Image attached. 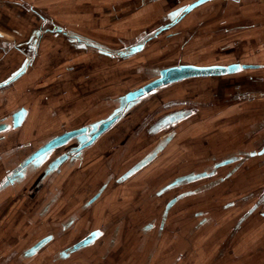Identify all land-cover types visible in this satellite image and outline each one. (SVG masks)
Masks as SVG:
<instances>
[{"label": "rangeland", "instance_id": "1", "mask_svg": "<svg viewBox=\"0 0 264 264\" xmlns=\"http://www.w3.org/2000/svg\"><path fill=\"white\" fill-rule=\"evenodd\" d=\"M8 1L0 0V46L10 51L4 54L0 47V81H4L23 63L25 55L22 52L32 55L35 45L33 42L27 44V39L33 32L53 30L52 21L64 30L62 33H46L28 76L0 90V123L4 118L10 121L11 113L22 104L29 103L28 100L33 105L38 102L40 112L46 109L42 104L47 96L52 103L51 109L46 112L47 124L30 147H21L23 140L20 134L10 138L7 134H0V139L2 135L5 137L0 140V153L12 150V142L16 148L7 169L14 168L28 152L51 136L105 117L117 104L119 96L153 80L156 69L189 63L264 64V0H241L237 3L213 0L204 3L180 23L146 44L142 52L128 58H120L116 54L141 40L139 36L167 23L169 12L195 0ZM26 2L36 8L30 10ZM34 11L48 22L42 23ZM70 31L82 36L83 41L86 37L99 43L115 57L100 54L97 48L85 47L82 42L70 41L65 36ZM243 70L227 76L188 79L143 99L126 118L104 134L95 147L90 151L87 149L86 153L90 155L95 152L94 161L97 162L94 163H99L96 170L88 162L72 176H67V171L62 174L59 182L66 183L68 187L65 186L58 194L60 200L53 208L58 206L63 213L59 211L57 216L50 214L52 218L45 219L46 224L42 226L65 222L72 211H78V205L82 206L103 182L108 181L110 184L102 197L104 203L101 200L99 205H102L96 209H103L106 205V210L111 213L109 225L113 228L122 217L129 222V227L137 228L161 217L164 205L171 197L183 191H192L194 185L189 183L169 189L160 197H152L148 205L146 202L143 205L139 203L142 197H150L151 193L179 176L202 172L228 153L262 146L264 67ZM55 80L59 83L56 91ZM26 82L33 85L31 90L26 91ZM28 92L35 95L29 96ZM168 103L173 105L168 107ZM179 108L190 110L191 115L170 126V132L174 131L175 136L168 146L138 176L116 183L115 177L144 158L167 134L164 132L169 128L151 134L149 131L153 124ZM139 128L141 136H138ZM62 151L63 148L55 151L54 155ZM263 159L264 156L256 157L239 166L229 180L235 189L225 186L226 182L212 188L202 200L195 194L179 201L173 214L185 212L191 218L192 213L205 210L209 213V223L206 228L193 230L200 219L192 217L190 223L185 224L188 229L177 231L174 236L178 235V239H173L167 222L165 231L161 230L164 232L162 236L156 234L160 248L157 251L158 263L167 264L170 254L167 247L172 241L184 243L188 236L195 245L190 249L194 255L181 264H264ZM1 165L0 177L7 170L4 164ZM233 167L220 168L216 170V175L208 178H225ZM26 188V185H20L0 199V264H9L12 259H17V253L13 254L14 257L8 256L13 251L12 246L15 248L9 244L10 232L26 230L27 216L23 218L24 214L31 215L32 209L39 206L40 200L30 207ZM117 189H125L128 193L126 198L117 204H106L107 194L117 192ZM72 196L79 202L68 211L64 201ZM259 201L262 203L259 204ZM230 203L234 205L230 206ZM253 205L258 207L237 229L241 216ZM106 215L104 213L103 217ZM168 218L170 221V216ZM94 226H90L85 235ZM27 237V233L16 235L17 246L27 241L23 240ZM40 256L32 263L41 264ZM18 260H15L16 263Z\"/></svg>", "mask_w": 264, "mask_h": 264}, {"label": "crops", "instance_id": "2", "mask_svg": "<svg viewBox=\"0 0 264 264\" xmlns=\"http://www.w3.org/2000/svg\"><path fill=\"white\" fill-rule=\"evenodd\" d=\"M192 2L193 1H191L189 3H192ZM21 3L25 4L23 2H21ZM29 5L30 4L27 3L26 7H29L30 10H34L36 8V6L34 4H31V6H29ZM34 12H36V14L39 17H41L40 13H38L37 11H34ZM50 23L53 25V30H49V31L48 30H42V29L39 30V31H41V35L38 39V43L36 44V46L33 49L32 55L29 56V55L25 54L24 52H22L23 55H25L24 60H27L28 64L26 65V68H24V72L22 73L21 77H19L16 81H12V82L15 83V82L19 81L20 79H23V78L28 76V71L30 70L32 65L35 63V61L38 57L39 47H40L41 41L44 38V35L46 33H48V32H50V34L62 33V31H58L60 29H63V27L61 25H57L54 21H52ZM74 35H77L78 37H80L79 39H81V40L79 41L77 38H75ZM65 36L68 37V39L72 42H73V40H75L74 42H76L77 44H79V43L81 44V42H82L85 47L93 46V47L97 48L99 50L100 54H103V55L108 56L110 58L115 57V56H113V54L110 51L106 50L99 43L93 42L92 40L87 39L86 37H83L84 38V41H83V39L81 38L82 36L72 32V31H70L69 33L66 32ZM32 37H33V35L29 36V39H27L28 40L27 44H29V42H33ZM142 37L143 36H141V37L139 36L140 39ZM141 41L142 40H139L137 43L132 44L129 47L126 46V48H123L122 50L118 51L116 55L120 58L121 57L128 58L131 56H135L136 54H139L143 50L139 51V52L132 53V54H130L131 53L130 51H131V47L135 46L136 44H139ZM0 47L3 48L2 50L4 51V54H7L8 52H10L7 50L5 51L4 47H2V46H0ZM236 63H240V62H236ZM189 64H192V63H189ZM231 64H234V63H231ZM240 64H245V63H240ZM247 64L261 65L262 66L261 68L264 67L263 63H258V64L247 63ZM192 65H196V66H211L212 65V66H214V65H220V64H211V65L192 64ZM228 65H230V64H228ZM19 67L17 68V70L19 69ZM246 70H250V69H246ZM251 70H255V69H251ZM235 74H237V73H235ZM29 76H30L29 81L31 82V75H29ZM32 76H33V78L35 77V75H32ZM224 76H227V75H224ZM52 81H54V80H52ZM12 82H10V83H12ZM60 82H62V81H60ZM27 84H30V85H27ZM47 84H50V83H47ZM58 84L59 83L56 82V80H55V83H54L55 91L57 89L56 87ZM32 86L33 85L31 83H27V82L24 85L26 91L31 90ZM128 92L129 91L125 92L122 96H124ZM27 94L29 96L35 95L32 92H28ZM28 95H26V96H28ZM122 96H119V97H122ZM50 99L52 100V97ZM28 102L29 103L22 104V106L18 107L13 113H11L10 121L7 122L6 119L4 118L3 122L0 123V124H6L8 126V128L6 130L1 131L0 134H3V133L7 134V135H9V138H10V136L12 137V135L20 134L21 135L20 137L23 140V142H21L22 143L21 147H23V148H26L28 146L30 147V145H32V141L36 140L40 136L41 131L45 127V124H47L46 121H47L48 117H47L46 112L48 111V109H51L50 107H52V103H49V97L48 96L45 99V102L42 104V106H44L46 108L44 112H43V110H42V112L39 111L38 102H35L34 105L30 104L31 101L28 100ZM116 107H117V104L110 110L109 114H107V117L96 119L92 123H95V122H98L102 119L108 118L113 113V111ZM122 120L123 119L118 121V123H120ZM79 128H82V126L75 128V129H79ZM72 130H74V129H72ZM138 134H139L138 136H141L140 131L138 132ZM3 135L1 136L2 137L1 139L5 138V137H3ZM57 135H59V134H57ZM53 136H56V135H53ZM53 136H51V137H53ZM9 138H7V139H9ZM97 143H95V145L93 147H95ZM43 144H44V142L41 145L37 146L36 149L28 152L27 155L24 158H22L14 168H10V169H7V167L9 168L8 163H10L11 158H13L12 155L15 154V151H16L15 146H13V142H12V145H10L12 150L9 149L6 152L0 153V165H1V163L4 164L6 166L5 168L7 169L6 172L3 173V175L0 177V199L7 194L6 192H8V193L10 191L12 192L15 188H18V186L24 184L27 186L26 189L28 191V199H29L28 202H29L30 207L32 206V204H33V206L35 203L37 204V201L40 200L38 202L39 206L37 208L35 206L32 209L31 215L24 214L23 218H26V216H27V218L25 220V225H24V226H27L26 230H24V231L13 230L12 232H10L11 237H10L9 244L14 245L15 248L13 249V246H12L11 250H13V251L10 252L8 256L14 257L15 255H13V254L17 253L18 256H17V259H15V260L19 259L18 260L19 262L16 263V261L14 259H12L11 262L9 261L10 263L8 262L9 264H33L34 260H36V258L39 257V255H41L40 256L41 260H42L41 264H54L53 262H51V259L54 256H56L60 252V250L63 249L64 247L69 246L72 243H76V242L84 239L83 237H85V232L87 231V229L90 226L95 225L94 226V230H95L94 232H96V229H99V227H102L103 225H109V221L111 220V213L108 210H106V205H105V208H103V209H101V208H100V210L96 209L104 203V198H102V197H104L103 194H104L106 188L110 184V182L106 181L105 183L104 182L102 183V185L99 187V189H97V191H95V193L87 201H84L82 206L79 207V205H78V207H77V208H79L78 211L76 213H75V211L74 212L72 211L70 213V216L67 217V220H65V222L63 221V222L59 223L58 225H45V227L42 226V225L46 224L44 222L45 219H47L48 217L52 218V215L57 216L59 214L58 212L60 210H58V206L55 208H53V207L56 204L58 205V202L60 200L59 199L60 196L58 194H60L63 191L65 186L68 187V185H66V183L62 184L59 182V180L62 178L61 177L62 174H64V172L67 171L66 175L68 176V174H69L70 176H72L76 170H78V169L80 170L85 165V163L87 164L88 162H90L91 165L94 166V167H92V169L96 170L97 164H99V163H94V162H97V161H94L96 159V155L94 154L95 153L94 152L91 155L89 153H86L83 158H79V157H76L73 155H67L66 157L65 156L60 157V155H59L60 153H58L57 155L52 154L40 166H38L37 164H34L33 162H30L24 166L25 162L28 159H30V157L40 147H42ZM6 146H8V145H6ZM70 148H72V147H70ZM92 148H89V151ZM87 149H84L85 152H87ZM1 154H4V155L7 154V155L4 157V156H1ZM91 160H93V161H91ZM152 162L150 164H148L145 168L150 166L152 164ZM137 163H135L134 165H136ZM0 167H3V166L1 165ZM145 168L136 172L135 174L130 176L127 180H123V178L119 180L118 177H115L114 179L117 181L116 183H118V184L124 183L126 181H129L132 177L138 176V174H140ZM21 174H22V176H21ZM67 182H68V180H67ZM107 195H109V196H108V199L106 198V201H105L106 204L107 203L109 204L111 202H114L115 204H117L119 200L126 198L128 193L125 191V189H117V192L113 191L112 193H108ZM101 200H103L102 204L99 205ZM78 202H79V199L74 198V196H72V198H69V199L64 201V203H65L64 205L67 206V210L69 211L71 208L76 207L75 205H77ZM64 205H61V206H64ZM60 212H62V211H60ZM104 213H106L107 215L103 217ZM109 213H110V215H109ZM50 214H52V215H50ZM15 217H16V215H14V217H12L13 220ZM103 218H106V219H103ZM136 230H137V228L134 227L129 232H125L126 233V235H125L126 239L124 241H125V246L127 249L131 248L130 250H132L136 245L135 240H134V235L136 233H138ZM21 232L27 233V235H28L27 239H25V238L23 239V240H27V241H25L26 243L24 242L20 246L19 245L17 246V242L15 240V237H16V235L24 234ZM7 237H9V236H7ZM135 262L136 261H134L133 264H135ZM212 262H214V261H212ZM77 263L86 264V261L78 260Z\"/></svg>", "mask_w": 264, "mask_h": 264}, {"label": "flooded vegetation", "instance_id": "3", "mask_svg": "<svg viewBox=\"0 0 264 264\" xmlns=\"http://www.w3.org/2000/svg\"><path fill=\"white\" fill-rule=\"evenodd\" d=\"M195 1H197V0H195ZM195 1H193L192 3H194ZM211 1H213V0H211ZM231 1H233L234 3H237V2H240L241 0H231ZM192 3H187L186 5L179 6V7L175 8L174 10H172L171 12H169L168 17L166 18V19H169V21L167 23L160 25L158 28L154 29L150 33H147L145 35L143 34L142 35L143 37L141 38L142 41L139 44H136L135 46L131 47V49L132 48H138V47L142 46L140 49H138L137 52L144 50L146 47V44H148L150 41H152L153 39L158 37L162 32L167 31V30L171 29L172 27H174L176 24L180 23L182 20H184L186 18V16L188 14L192 13L194 10H196L197 8H199L201 6L200 5V6L196 7L195 9H193L192 11L184 14L183 17H179L178 15L172 16V13H174V12L178 11L179 9L184 8V7H186ZM40 16H41L40 19L42 20V23L48 22L47 19L44 18L41 14H40ZM170 35H172V34H169V36ZM27 64H28V61L24 60V62L20 65L18 70L17 69L14 70L4 81H1L2 83L0 82V90L3 87H6L7 85H9L10 82L16 81L19 77H21L22 73L24 72V68H26ZM242 71H244V70H241L240 72H242ZM202 77H213V76H202ZM192 78H201V77H191L188 79H192ZM188 79H186V80H188ZM154 80L155 79H153L151 81H154ZM186 80H183V81H186ZM151 81L144 83L143 85H141L140 87H138L136 89L142 88L144 85L150 83ZM183 81L174 82V83H170V84L162 85L161 87H158V89L155 90L154 92L145 94L143 96L142 100H140L136 104V106L139 103H141V101H143V99L149 98L151 95L159 92L160 90H162L164 88H168L171 85H174V84H177V83H180ZM136 89H134V90H136ZM170 105H173V103L166 104V106H168V107ZM130 111L131 110H129L127 112V114L122 119L126 118ZM190 115H191L190 110L185 109V108H179V109L174 110L173 112H170V113L164 115L158 121L160 122V120L169 119V118L170 119L178 118L179 121L177 123H175V124H178L180 121L184 120L185 118L189 117ZM105 117H107V115ZM158 121L155 122L152 126V127L156 126V127H158V129H155L153 131L150 130L149 132H151V134H155L159 130L165 128V127H163L164 125H162V123L158 124L159 123ZM117 123L115 124V126L117 125ZM91 124H92V122L85 124L82 127H87ZM175 124H171V123H170V125L168 124L166 128H169V130L165 131L164 133H166V132L169 133L170 132V126H175ZM140 128L138 129L139 131H140ZM109 131H107V132H109ZM106 133H104V134H106ZM104 134L101 137H103ZM100 138L97 141H99ZM163 139H164V136L162 137L160 142ZM97 141H96V143H97ZM94 145H95V143L93 145H91L89 148H92ZM234 151H236V150H234ZM85 154H86L85 150L76 151L75 149L73 150L72 148L67 147L66 149H64V151L60 152L59 155H60V157H64V156L66 157L67 155H73V156H76L79 158H83ZM263 156H264V143L258 149L253 148L250 150H245V151H240V152L236 151V152L228 153L221 160L214 161L215 163H213L210 167L204 168L202 172H199V173L198 172H189L185 175L179 176L176 179H173L172 181L167 183L162 189H158V191L153 193V194L151 193L150 197L147 196L145 199H144V197H142V200L139 203H141L143 205V203L146 202V205H148L150 203V201L153 200L152 197H154V196L160 197L165 192H167L169 189L171 190V189L175 188V186H171L169 188H166L172 182H175L178 180L179 183L177 184V186H183V185L189 184V183L194 185V189L192 191H190V190L183 191L181 193H178L176 196L171 197L170 200L164 205L161 217H159V218L156 217V219H152V221H150L146 224L140 225V227H137L136 231L138 233H136L134 235V240H135L136 245L132 250H130L131 248L127 249L125 247V241L124 240L126 239V236H125L126 233L125 232H129L131 229H133V227H129L128 226L129 222L128 223L125 222L124 217H122V219L117 222L118 224H116V226L114 228L111 227V225H103L102 227H99V229H96V235L92 239L91 233L95 231L94 227H93V229L90 230L85 235V236H88V241L89 240H92V241H90L89 243L84 245L82 242V240H83L82 239L81 241H78L76 243H72L71 245L64 247L63 249L60 250V252L56 256H54L51 259V262H53L54 264H81V263H77V261L78 260H84V261H86V264H133L134 261H136L135 264H160V263H158L159 262L158 261L159 260L158 259L159 254L157 251L160 248L158 245L159 243H158V237L157 236L158 235H159V237L162 236V234L164 232L161 230L165 231V229H166L165 225L167 224V222L169 223L167 229H168V231H170V234H172L173 239L174 238L178 239V235H176V236H174V235L177 233V231H179L181 229H188V227H186L185 224H187L188 222L190 223V220L192 219V217H194V218L198 217L200 219V221H198V223L193 226L194 227L193 230H197V228L203 229V227L206 228V225H207V223H209V220H210L209 217L207 216V215H209V213L206 212L205 210H199V211H196L195 213H192L191 218L187 216V213L184 214L185 212L180 213L179 215L176 213L173 214L174 208L176 206H178L177 203H179V201H181L183 198L189 197V196H192L195 194H197L199 200H202V199L206 198L207 192H209L212 188L220 186L226 182L227 183L225 186L229 187L232 190L235 189L236 187H233V182L229 181V180L238 171L239 166L241 164H244L246 161H249L250 159H254L256 157H263ZM230 165H234V167L231 170H229V172H227L225 178H221V179H213V178L210 179V178H208V176L216 175V173H217L216 170H218L220 168L229 167ZM134 166L135 165L133 164V165H131V167H128L123 173L120 174V176H118V179L120 180V179L124 178V176H126L127 173L130 171V169H132ZM261 166L264 167V159H263V161H261ZM204 175H206V176H204ZM152 188L153 187H151V190H152ZM261 196H262V198H264V189L262 191ZM174 199H176V201L170 206V202ZM261 203H262V201H259V204H261ZM229 205L233 206L234 204L230 203ZM256 207H258V205H253L241 216L240 221H238L237 229H238V226H240L241 224H243L245 222L247 217H249L251 214H253ZM188 214H190V213H188ZM262 215H264V213ZM169 216H170V221H168ZM157 218H158V220H157ZM156 234H158V235H156ZM83 238H85V237H83ZM185 238L187 241L184 240V243L178 242V241H172V243L169 245V247H167L170 250V254L167 257L169 259L166 260L167 264H181L184 262V260H187L188 258H190V256L194 255V254L190 253V249L192 248V246H195L194 243L190 240V238L188 236H186ZM236 256H238V255H236ZM199 259H201V258H199Z\"/></svg>", "mask_w": 264, "mask_h": 264}, {"label": "water", "instance_id": "4", "mask_svg": "<svg viewBox=\"0 0 264 264\" xmlns=\"http://www.w3.org/2000/svg\"><path fill=\"white\" fill-rule=\"evenodd\" d=\"M211 0H197L194 3L179 9L178 11L172 13V16L178 15L179 17H183L184 14L192 11L196 7L207 3ZM58 31H62L63 29H60ZM41 35V31H35L32 37L33 44L36 46L38 43V39ZM75 38H77L79 41L80 37L77 35H74ZM142 47V46H141ZM138 48H132L131 53H135L140 49ZM261 65H253V64H240V63H234L230 65H214V66H196L192 64H181V65H172L168 67H162L159 69H156L154 71L155 80L151 81L150 83L144 85L142 88L129 91L124 96L119 97L117 99V107L114 109L113 113L105 119H102L98 122L92 123L91 125L87 127H82L79 129H74L70 131H66L62 134L53 136L46 141H44V144L42 147H40L31 157L28 159L24 166L30 162H33L34 164H37L38 166L42 165L48 157H50L52 154L55 153V151L59 149H66L67 147H72V149L76 151H82L84 149H87L107 131H109L118 121H120L129 110H131L136 104L142 100L143 96L145 94L154 92L158 89V87H161L162 85H167L174 82H179L186 80L191 77H202V76H221L225 74H235L240 72L243 69H257L261 68ZM179 121L178 118H172V119H164L160 120L158 124L164 125L163 127H167V125L170 123L175 124ZM8 126L6 124H0V132L3 130H6ZM163 128V129H165ZM158 129V127H151V130ZM167 133V132H166ZM175 136V132H169L164 135V139L157 144V146L148 153L144 158H142L128 173L126 176H124L123 180H127L130 176L135 174L136 172L142 170L145 168L148 164H150L154 159L159 155L160 152H162L166 146L173 140ZM22 176V174H21ZM206 176V175H204ZM179 181L172 182L169 186L166 188H169L171 186H177ZM176 201V199L172 200L170 202V206ZM92 239L96 235V232L91 233ZM92 240L88 241V236H85V238L82 240L83 244L86 245Z\"/></svg>", "mask_w": 264, "mask_h": 264}, {"label": "bare ground", "instance_id": "5", "mask_svg": "<svg viewBox=\"0 0 264 264\" xmlns=\"http://www.w3.org/2000/svg\"><path fill=\"white\" fill-rule=\"evenodd\" d=\"M225 75H231V74H225ZM221 76H224V75H221Z\"/></svg>", "mask_w": 264, "mask_h": 264}]
</instances>
